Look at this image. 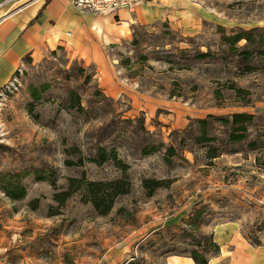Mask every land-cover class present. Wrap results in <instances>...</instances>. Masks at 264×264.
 I'll return each mask as SVG.
<instances>
[{
  "label": "rangeland",
  "instance_id": "1",
  "mask_svg": "<svg viewBox=\"0 0 264 264\" xmlns=\"http://www.w3.org/2000/svg\"><path fill=\"white\" fill-rule=\"evenodd\" d=\"M175 4L108 44L105 67L59 51L0 89V264H169L215 252L231 220L264 241L258 152L228 143L218 118L253 113L252 136L264 131V0ZM244 31L249 61L225 39ZM217 144L227 150L210 158ZM116 180L126 192L102 213L92 198L108 206Z\"/></svg>",
  "mask_w": 264,
  "mask_h": 264
},
{
  "label": "crops",
  "instance_id": "2",
  "mask_svg": "<svg viewBox=\"0 0 264 264\" xmlns=\"http://www.w3.org/2000/svg\"><path fill=\"white\" fill-rule=\"evenodd\" d=\"M176 0H143L116 14L78 9L73 0H0V89L26 63H40L67 51L105 67L107 45L172 13ZM218 246L206 264H264V241L251 242L236 221L220 223ZM169 264H196L191 256H172Z\"/></svg>",
  "mask_w": 264,
  "mask_h": 264
},
{
  "label": "trees",
  "instance_id": "3",
  "mask_svg": "<svg viewBox=\"0 0 264 264\" xmlns=\"http://www.w3.org/2000/svg\"><path fill=\"white\" fill-rule=\"evenodd\" d=\"M226 41L228 42L230 48L234 51H237L239 54V57L241 59H244L246 61H249L251 59V57L253 56L254 52L256 51L255 48H252L250 45L255 43V38L253 36V34L251 32L248 31H244V32H240V33H235L233 35L227 36L225 37ZM242 40H246L247 43L244 45H237L239 42H241ZM258 51H260V49H257ZM262 53H264V50H261ZM202 56H205V53H201ZM73 96H72V107H76L78 110L82 111L84 110L82 104H81V99L80 96L75 93L72 92ZM219 120L225 124L228 125V143L231 144H243V146L247 147L248 150L250 151H257L258 155L256 156V164L259 167L260 170L264 171V131L259 133L256 137L252 136L251 133V125L255 124V118L256 116L253 113H248V112H236L233 113L229 116H221L218 117ZM200 124L202 125V129L206 128V124L208 123L207 119H201ZM198 140L200 142L203 141H210V140H218V138L216 137H209L207 134L202 133V135H200L198 137ZM219 148L221 149L220 151H226L227 149L221 148L220 145H216V147H211L209 149L208 152V156L210 158H216L218 156H220V151ZM169 152L172 153L175 151L174 147L171 146L169 147ZM230 151H233L230 150ZM112 159L116 162V164L118 166H125V163L121 160L118 159L117 154L115 152L112 153ZM108 159V157L104 154V152H100L99 153V157L98 159H95V161L99 164L103 163L104 161H106ZM69 162H73V161H69ZM83 159L81 158L79 160V163L82 164ZM75 179H72V181H74ZM90 184H94L93 182ZM105 184V183H103ZM106 184L110 185V187L112 188V190L108 191V200H110V204L108 206H106L105 208H101L100 204H102V197L99 196V192L101 191H96V197L92 198V201L95 205L96 208H99V210L104 213L107 212L111 209L112 204L114 199L126 192L125 186L122 184V182L120 180H116V181H112V182H106ZM72 192L71 191H66L64 193H59V198L61 195H64L63 198H60V200H65V198H67V196H69ZM101 208V209H100ZM260 240H256L255 244H260ZM215 245V248L218 249V246L213 243ZM192 258L195 260L196 264H206L208 262V258L207 256L204 255H198V254H193Z\"/></svg>",
  "mask_w": 264,
  "mask_h": 264
},
{
  "label": "built area",
  "instance_id": "4",
  "mask_svg": "<svg viewBox=\"0 0 264 264\" xmlns=\"http://www.w3.org/2000/svg\"><path fill=\"white\" fill-rule=\"evenodd\" d=\"M143 0H73L74 5L97 14H116L124 8H133Z\"/></svg>",
  "mask_w": 264,
  "mask_h": 264
}]
</instances>
